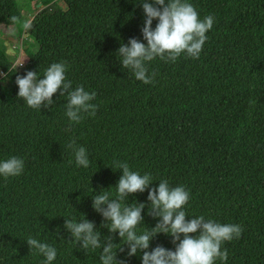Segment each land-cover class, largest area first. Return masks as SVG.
<instances>
[{
    "label": "trees",
    "instance_id": "1",
    "mask_svg": "<svg viewBox=\"0 0 264 264\" xmlns=\"http://www.w3.org/2000/svg\"><path fill=\"white\" fill-rule=\"evenodd\" d=\"M35 14L31 28L17 0H0V27L17 26L28 36L27 62L13 67L0 48V161L23 159L20 176H0V264H45L30 247L31 237L57 250L52 264H102L103 249L86 254L65 228V220L94 222L101 240L113 236V252L126 264L127 245L111 233L93 208V197L115 198L122 170L166 180L190 193L187 217L204 216L243 229L226 241V262L264 264V0H187L203 20L214 23L198 59L182 54L175 62L159 57L146 62L153 82L145 84L117 56L130 38L143 39V0H24ZM42 6L39 8L38 6ZM17 17V22L12 21ZM10 20V21H9ZM8 22V23H7ZM157 20L153 21V29ZM53 63L66 65L72 88L96 94L95 116L79 123L66 116L67 96L41 110L18 97L16 77L28 71L44 77ZM84 147L90 166H77L74 151ZM148 191L130 195L124 205L150 204ZM142 233L158 220L148 215ZM172 237L151 241L175 250ZM125 251L121 252L120 247Z\"/></svg>",
    "mask_w": 264,
    "mask_h": 264
},
{
    "label": "clouds",
    "instance_id": "2",
    "mask_svg": "<svg viewBox=\"0 0 264 264\" xmlns=\"http://www.w3.org/2000/svg\"><path fill=\"white\" fill-rule=\"evenodd\" d=\"M141 5L145 16L141 32L147 44L130 38L127 44H121L117 56L122 58L119 59L122 68L130 69L137 80L150 84L155 74L148 75L146 62L157 57L175 62L182 54L198 59L207 40L206 33L213 27L214 17L209 15L201 20L197 10L187 0H143ZM154 20L158 23L153 29ZM12 21L17 22V17H12ZM23 27L29 29L31 23L26 22ZM65 73L64 63H53L45 70L43 78L38 79L35 71L18 75V97L26 101L30 108L41 110L53 106V96L59 92L60 96H67L65 114L71 122H81L83 114L95 116L97 105L92 101L96 94L85 91L83 86L73 89ZM0 75L6 79V74ZM68 147L74 151L78 167L90 166V158L84 147H76L74 141ZM116 167L123 174L115 186V198H110L107 192L95 195L93 208L105 221L102 227H107L113 234L118 233L123 245H127L128 257L142 254V264H215L217 260L227 261L228 253L226 249L222 250V245L241 236L243 229L240 225L221 224L205 220L204 216L189 219L183 209L190 199V193L183 186L170 187L163 180L158 188L150 187L153 181L149 174L141 176L131 171L124 162H118ZM23 170L24 161L18 157L0 161V176L5 179L20 176ZM145 191H148L150 204H123L130 195ZM145 207H148V215L158 222L154 227L138 233L137 228L144 222L142 213ZM64 226L86 254L90 249L102 248V264H126L117 260V251L113 252L114 237L101 240V233L95 230L94 222L87 218L81 222L66 219ZM161 233L172 237L175 250L157 245L148 251L151 241ZM26 242L30 251L35 249L46 258L45 264H52L56 259L55 247L31 237ZM119 250L125 251L123 246Z\"/></svg>",
    "mask_w": 264,
    "mask_h": 264
},
{
    "label": "rangeland",
    "instance_id": "3",
    "mask_svg": "<svg viewBox=\"0 0 264 264\" xmlns=\"http://www.w3.org/2000/svg\"><path fill=\"white\" fill-rule=\"evenodd\" d=\"M17 2L20 4V9L24 18H26V21L31 22L35 14L32 13V10H28L24 0H17ZM38 7L42 8V6ZM28 39V36L22 35L19 32L17 26H6V24H4L0 27V48L3 50L6 49L5 51L8 56L11 57L13 67L16 69L24 68L28 60L24 53V50L26 49L24 43L28 41ZM0 74L3 73L0 72ZM2 78L3 75H0V79Z\"/></svg>",
    "mask_w": 264,
    "mask_h": 264
},
{
    "label": "water",
    "instance_id": "4",
    "mask_svg": "<svg viewBox=\"0 0 264 264\" xmlns=\"http://www.w3.org/2000/svg\"><path fill=\"white\" fill-rule=\"evenodd\" d=\"M41 6V5H40Z\"/></svg>",
    "mask_w": 264,
    "mask_h": 264
}]
</instances>
